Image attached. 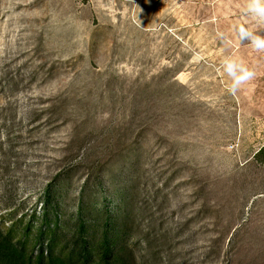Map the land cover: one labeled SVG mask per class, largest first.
Wrapping results in <instances>:
<instances>
[{
	"label": "rangeland",
	"instance_id": "rangeland-1",
	"mask_svg": "<svg viewBox=\"0 0 264 264\" xmlns=\"http://www.w3.org/2000/svg\"><path fill=\"white\" fill-rule=\"evenodd\" d=\"M244 6L0 0V221L47 188L68 221L90 178L132 203L140 264H264V52L231 31L264 25ZM226 56L256 73L236 95Z\"/></svg>",
	"mask_w": 264,
	"mask_h": 264
},
{
	"label": "trees",
	"instance_id": "trees-1",
	"mask_svg": "<svg viewBox=\"0 0 264 264\" xmlns=\"http://www.w3.org/2000/svg\"><path fill=\"white\" fill-rule=\"evenodd\" d=\"M262 156L264 147L254 157ZM98 184L86 179L84 204L68 221L49 188L41 213L33 212L27 223L22 217L0 221V264H140L145 239L136 237L132 203L123 194L118 199L115 187Z\"/></svg>",
	"mask_w": 264,
	"mask_h": 264
},
{
	"label": "clouds",
	"instance_id": "clouds-1",
	"mask_svg": "<svg viewBox=\"0 0 264 264\" xmlns=\"http://www.w3.org/2000/svg\"><path fill=\"white\" fill-rule=\"evenodd\" d=\"M244 5L242 9L244 16L257 25H264V0H244ZM231 31L239 44L248 43L254 50L264 52V35L246 27L245 23L239 22L232 26ZM218 35L226 45L231 43L223 33ZM220 70L230 80L227 92L231 95H236L242 86L251 82L256 76L255 71L247 67L242 60L231 56H226L221 61Z\"/></svg>",
	"mask_w": 264,
	"mask_h": 264
}]
</instances>
